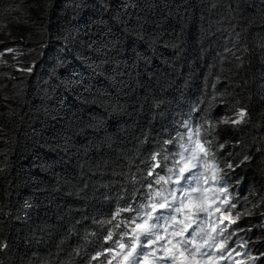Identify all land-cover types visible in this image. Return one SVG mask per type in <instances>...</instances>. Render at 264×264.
<instances>
[{
	"label": "trees",
	"instance_id": "1",
	"mask_svg": "<svg viewBox=\"0 0 264 264\" xmlns=\"http://www.w3.org/2000/svg\"><path fill=\"white\" fill-rule=\"evenodd\" d=\"M191 108L264 264V0H0V264L107 262Z\"/></svg>",
	"mask_w": 264,
	"mask_h": 264
},
{
	"label": "snow or ice",
	"instance_id": "2",
	"mask_svg": "<svg viewBox=\"0 0 264 264\" xmlns=\"http://www.w3.org/2000/svg\"><path fill=\"white\" fill-rule=\"evenodd\" d=\"M240 115L243 118L244 113L241 112ZM189 140H192L191 136ZM205 143L207 141L197 139L191 147L181 145L179 159L174 161L176 167L168 169V176L158 175L154 182L149 183L148 187L151 188L152 183L159 184L163 181L168 184L171 181L176 187L157 189L153 198L136 209L137 216L128 218L126 230L113 241L121 252L124 264H212L211 250L216 247V241L211 232L215 231V228L207 230L204 226L207 218L200 215L210 214L211 211L205 206L204 196L209 189L203 187L208 182V177L200 171L201 168L208 166L205 157L211 152L210 147L204 146ZM156 158V155L152 157L153 160ZM159 166L157 161L154 167ZM219 171L221 169L218 165H214V179L217 178L216 173ZM185 173L190 175L186 176ZM152 174V171L148 172L149 176ZM227 191L226 184L215 188L216 193ZM234 207L235 204H231V208ZM132 210L131 207L119 209L117 215L120 211ZM216 211H220L219 205L216 206ZM131 224L135 227H129ZM225 230L226 228L221 229L220 234L222 235ZM125 236L129 237L127 242L123 240ZM112 238L113 234L109 232L106 240ZM106 251L115 254L114 248ZM103 254L98 252L92 259L96 260ZM108 264H111V260Z\"/></svg>",
	"mask_w": 264,
	"mask_h": 264
},
{
	"label": "rangeland",
	"instance_id": "3",
	"mask_svg": "<svg viewBox=\"0 0 264 264\" xmlns=\"http://www.w3.org/2000/svg\"><path fill=\"white\" fill-rule=\"evenodd\" d=\"M229 120H230L229 117L225 116L224 118L221 119V123L222 124H225ZM225 147H226V145L225 144H222L218 148L217 153L220 155L221 152L224 150ZM231 147H232L231 144H228L227 148L231 149ZM225 171L226 172H231V171H234V168L232 166L231 167H227L226 166ZM239 184H237V185L234 184V186L235 187L236 186L238 187ZM227 199H230V195H227ZM216 206L211 211L212 213H210V214L201 213L200 214V215H202V214L203 215H206V218H207L206 225H208L207 227L213 228V227L217 226L219 223H221L222 224V228L224 229L223 224L229 225V222L231 220L232 221H237L239 219V213H237L235 215V213L232 210L231 211L229 209L228 210H225L221 205H219L220 206V211H216Z\"/></svg>",
	"mask_w": 264,
	"mask_h": 264
},
{
	"label": "bare ground",
	"instance_id": "4",
	"mask_svg": "<svg viewBox=\"0 0 264 264\" xmlns=\"http://www.w3.org/2000/svg\"><path fill=\"white\" fill-rule=\"evenodd\" d=\"M124 227H125V226H124ZM124 227H123V228H124ZM121 231H122V230H121ZM124 231H125V230H124ZM122 233H123V232H122ZM114 234H116V233H114ZM103 260H104V259H103Z\"/></svg>",
	"mask_w": 264,
	"mask_h": 264
}]
</instances>
